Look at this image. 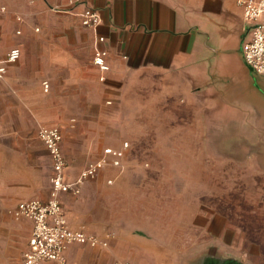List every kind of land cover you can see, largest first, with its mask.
<instances>
[{"label":"rangeland","instance_id":"1","mask_svg":"<svg viewBox=\"0 0 264 264\" xmlns=\"http://www.w3.org/2000/svg\"><path fill=\"white\" fill-rule=\"evenodd\" d=\"M3 6L6 11L1 10ZM28 7L0 2V20H5L0 21V29L5 24L7 32L0 40L9 46L7 51L22 39L75 40L80 43L63 50L65 57L75 58L76 67L82 58L89 62L92 57L94 62L95 49L88 36L77 30V20L46 6L39 15L30 3ZM16 11L31 26L29 36L15 32L12 15ZM36 26L40 29L34 30ZM36 65L28 66L22 77L12 76L11 84L19 79L27 84L28 96L1 95L0 122L20 123L23 136L32 138L37 136L39 120L68 124L74 118L67 159L77 169L104 147L129 142L122 168L107 166L103 175L84 185L78 210L93 227L111 226L116 231L132 225L135 234L167 253L168 264H202L207 256L264 264V104L248 108L226 97L225 104L209 105L201 96L187 102L165 92L159 95L158 87L153 96L147 95L149 90L137 89L136 96L121 106L117 123L100 129L99 108L90 101L85 104L78 81L67 73L70 65L63 62L56 69L54 85L47 77H37ZM43 67L47 76L48 66ZM46 79L51 84L48 92L42 87ZM109 117L106 114L104 119ZM29 152L31 145L18 166L33 170L38 177L34 196H44L50 188L48 158ZM99 186L107 189L97 191ZM5 196L0 192V264H17L26 249L28 231L11 225L5 211L17 201Z\"/></svg>","mask_w":264,"mask_h":264},{"label":"crops","instance_id":"2","mask_svg":"<svg viewBox=\"0 0 264 264\" xmlns=\"http://www.w3.org/2000/svg\"><path fill=\"white\" fill-rule=\"evenodd\" d=\"M0 2H6L8 6L14 2L21 9L24 6L29 8L30 3L37 15L40 14L39 9L46 6L58 15L74 18L80 23L77 30L88 36L94 49L99 46L107 50L106 59L110 66L102 80L100 77L103 72L93 62L92 57L89 62H86L85 58L80 59L82 62L79 67L72 63L75 58L65 57L63 50L68 46H77L79 41L45 43L22 39L10 48L19 47L22 54L16 61L17 64L14 62L7 65L6 76L0 81V96L11 92L16 93L18 97L28 96L27 84L22 79L16 84H11L10 80L13 75L22 77L30 65L37 64L33 69L37 77H47L54 85L56 69L64 62V66L70 65L67 73L75 82L78 81L80 95L86 98L85 104L90 101L96 103L99 108L101 119L97 125L100 129L117 123L115 119L121 106L127 104L130 97L136 96L137 89L149 90L147 95L153 96L155 93L152 91L158 87L159 95L165 92V95L185 98L187 102L201 96L209 105L225 104L226 97L234 98L237 103L248 108L264 104V78L252 72L242 56V45L249 37L250 25L244 21L243 9L238 0H84L77 4H71L69 0ZM55 6L59 9H53ZM3 7L1 10L6 11V6ZM87 7L99 13L101 23L97 27H86L82 23L81 14ZM18 17L22 19L19 20ZM12 19L16 33L20 30V34L27 33L29 36L33 31L21 13L14 12ZM2 20L5 21H0ZM36 28L40 29V26L34 27V30ZM0 30V37H6L5 24ZM100 36L105 38L103 43L98 41ZM8 47L0 40V62L6 58L10 50L7 51ZM45 65L48 66L47 76L43 67ZM45 81L51 86L49 80ZM42 87L44 88L43 83ZM38 92L39 87L36 88L35 94L39 95ZM252 97L256 99L255 102ZM20 99L27 104L25 98ZM261 109L263 110V107ZM106 114H110L107 120L104 119ZM75 125L74 118L72 123L68 124L49 119L39 120L37 138H28L23 136V126L20 123L0 122V192L10 201H17L9 205L5 212L11 218L13 227L23 226L28 231L26 249L17 264H20L29 248L33 223L28 218H17L14 210L19 202L24 200H47L51 192L53 162L38 132L42 127L59 128L63 135V151L67 157L68 137ZM29 145L33 156L45 154L50 164V188L44 196H34L37 193L34 186L38 177L33 170H21L18 166L21 155L25 157ZM122 146L123 143L120 146L106 147ZM128 149L129 147L126 149L122 167ZM103 150L95 159L79 169L71 166L68 161L67 181L76 187L75 182L82 170L88 163L99 159ZM104 170L96 178L79 183L78 193L70 191L62 194L61 202L72 229L95 234L100 239L107 240L108 246H92L85 242L72 243L65 251V262L45 261L41 264H117V261L121 262L120 264H168L167 253L141 235L135 234L132 225L116 231L111 226L93 227L87 218L80 215L78 208L84 198L82 191L87 188L85 183L99 178L105 173ZM95 189L103 191L107 187L99 186Z\"/></svg>","mask_w":264,"mask_h":264},{"label":"built area","instance_id":"3","mask_svg":"<svg viewBox=\"0 0 264 264\" xmlns=\"http://www.w3.org/2000/svg\"><path fill=\"white\" fill-rule=\"evenodd\" d=\"M84 0H69L71 4L81 3ZM243 9V18L249 27V37L242 45V56L255 74L264 78V0H238ZM2 9L5 10L3 7ZM53 9H59L55 6ZM82 23L86 27H97L101 23L99 13L87 7L81 14ZM21 20V17H18ZM39 30V28H36ZM21 33L20 30L17 31ZM99 43L104 42V36L98 38ZM107 50L97 46L94 54V63L99 67L103 75L109 71L107 62ZM21 49L14 47L9 50L6 58L0 62V81L7 73V65L18 61L21 57ZM44 89L48 91L49 83L43 82ZM39 138L47 148L53 162V174L51 177V192L47 200L29 199L19 202L14 214L17 218H28L33 223L32 234L29 240V248L25 252L20 264H41L45 261L65 262V251L72 243H89L92 246H108L107 240H102L92 233L84 230L72 229L69 225L66 212L61 202L64 193L79 192L78 184L96 178L107 166L122 167L128 142H124L120 148L106 147L99 159L87 164L75 182L74 187L66 179L68 160L63 151V135L57 127H42L38 132ZM113 179H108L112 183ZM117 264L121 262L117 261ZM122 264H130L123 262Z\"/></svg>","mask_w":264,"mask_h":264},{"label":"flooded vegetation","instance_id":"4","mask_svg":"<svg viewBox=\"0 0 264 264\" xmlns=\"http://www.w3.org/2000/svg\"><path fill=\"white\" fill-rule=\"evenodd\" d=\"M201 263L202 264H218L216 261H212V260H209V259H204L203 262H201ZM221 264H240V263L236 262V260L229 259L227 262H224V263H221Z\"/></svg>","mask_w":264,"mask_h":264},{"label":"water","instance_id":"5","mask_svg":"<svg viewBox=\"0 0 264 264\" xmlns=\"http://www.w3.org/2000/svg\"><path fill=\"white\" fill-rule=\"evenodd\" d=\"M205 259H209V260H212V261H216L218 264H221V263H224V262H227L229 259L226 258V259H219L217 257H213V256H207ZM233 260V259H232ZM236 262L240 263L239 261L236 260ZM243 264V263H242Z\"/></svg>","mask_w":264,"mask_h":264}]
</instances>
